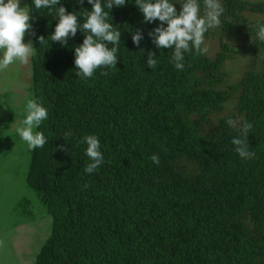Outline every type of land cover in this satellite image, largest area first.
<instances>
[{
  "label": "trees",
  "instance_id": "1",
  "mask_svg": "<svg viewBox=\"0 0 264 264\" xmlns=\"http://www.w3.org/2000/svg\"><path fill=\"white\" fill-rule=\"evenodd\" d=\"M62 2L69 12L91 10ZM222 2L221 27L206 36L219 52L186 57L183 71L168 63L167 49L148 69L126 30L142 29L141 47L156 51L147 38L156 25L143 23L134 0L114 7L112 22L125 30L117 69L87 81L75 74L79 31L67 47H40L56 21L47 10L30 12L33 93L49 109L41 129L49 143L33 151L27 185L52 219L35 264H264V44L252 31L264 2ZM233 55L247 59L237 83ZM229 118L253 124V159L235 153ZM88 134L100 138L105 157L91 176L84 146H76Z\"/></svg>",
  "mask_w": 264,
  "mask_h": 264
},
{
  "label": "clouds",
  "instance_id": "2",
  "mask_svg": "<svg viewBox=\"0 0 264 264\" xmlns=\"http://www.w3.org/2000/svg\"><path fill=\"white\" fill-rule=\"evenodd\" d=\"M132 2L79 0V5L87 3L91 5V10L81 7L80 11L69 12L62 0H31V6L23 8L20 6L21 0H0V71L14 64L28 65L30 59L37 55L38 49L32 41L24 42L26 33L35 35L31 32L34 18L30 16L34 9L37 12L47 10V14L56 21L53 34L47 39L38 38L40 47L48 46L49 40L67 47L69 39L75 38L79 31L83 41L74 49V65L78 69L76 76L84 81L95 79L98 71L101 76H107L109 71L117 69L121 37L125 31L112 22L110 12L114 7L124 8ZM134 6L142 14L144 24L156 25L147 32V38L156 51L141 47L145 40L142 29L126 30L131 35L132 44L141 49L145 66L152 71L159 66L164 49L171 51L168 63L178 71L185 69L186 57L206 56L210 51L206 36L210 30L221 27V18L225 14L222 0H134ZM252 31L256 41L264 44V18L252 23ZM23 116L22 120H15L11 124L12 129L28 151L43 149L49 143L48 136L41 130L49 119V109L38 99H29L23 109ZM226 123L236 132L231 139L235 153L241 161L253 159L256 154L248 144L253 124L238 122L233 118L227 119ZM72 135V130L68 129L62 138L68 143ZM76 146H84L83 152L88 159L83 170L85 174L91 176L105 164L101 141L97 135H84L77 140ZM60 150L67 151V148L61 147ZM150 160L157 166L161 162L159 154L151 155Z\"/></svg>",
  "mask_w": 264,
  "mask_h": 264
},
{
  "label": "rangeland",
  "instance_id": "3",
  "mask_svg": "<svg viewBox=\"0 0 264 264\" xmlns=\"http://www.w3.org/2000/svg\"><path fill=\"white\" fill-rule=\"evenodd\" d=\"M20 6H28V1L21 0ZM29 40L33 43L32 35L26 33L24 42ZM208 46L215 57L219 44L209 40ZM236 48L241 51L243 47ZM232 57L228 70L231 81L237 83L247 59ZM33 58L28 65L14 64L0 71V264H35L52 232V219L37 193L27 185L33 151L27 150L11 126L24 118L27 101L35 99Z\"/></svg>",
  "mask_w": 264,
  "mask_h": 264
}]
</instances>
